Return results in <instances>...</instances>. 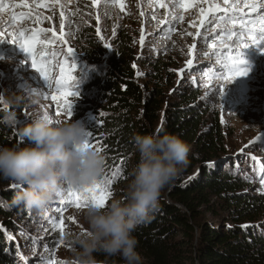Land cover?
Masks as SVG:
<instances>
[{
	"label": "trees",
	"instance_id": "obj_1",
	"mask_svg": "<svg viewBox=\"0 0 264 264\" xmlns=\"http://www.w3.org/2000/svg\"><path fill=\"white\" fill-rule=\"evenodd\" d=\"M79 36L86 65L76 72L73 84L86 106L75 116L92 109L94 117L85 125L94 138L92 147L106 146L105 174L112 177L119 172L120 181L129 177L138 160L133 145L137 133H176L191 146L183 173L164 189L151 221L137 229L146 264H264V192L256 188L259 175L247 153L234 156L226 151L225 127L212 101L191 80L166 91L164 81L172 79L169 61L160 54L138 53L125 28H117L110 44L93 24L84 25ZM139 64L151 68L153 87L139 77ZM191 73L185 77L193 79ZM6 114L0 102V146L22 139L17 124L5 122ZM257 154L264 168V153ZM15 190L0 179V264H38L45 254L27 258V244L35 237L33 242L48 251L50 242L33 234L19 245L13 236L15 218L43 222L56 215L58 202L44 209L14 206L10 202ZM217 208L227 213L221 223L206 216ZM110 260L122 264L119 257Z\"/></svg>",
	"mask_w": 264,
	"mask_h": 264
},
{
	"label": "rangeland",
	"instance_id": "obj_2",
	"mask_svg": "<svg viewBox=\"0 0 264 264\" xmlns=\"http://www.w3.org/2000/svg\"><path fill=\"white\" fill-rule=\"evenodd\" d=\"M38 2L39 0H3V7H0V31L8 37L0 41V102L7 113L17 111L19 119L16 124L19 132L23 125L33 118V109L30 106L17 109L8 104L7 100L10 95L26 89L37 95L41 110H47L54 120L61 122L71 119L82 120L86 124L94 117L92 109L85 110L81 116H75L81 113L86 106L83 104L86 101L85 97L79 90L74 89L73 84L76 72L86 65V56L80 50L82 42L79 36L80 30L86 24H93L101 39L110 44L109 40L114 36L117 28L122 27L130 31L138 53L160 54L166 61H169L172 79L164 81L166 91H170L172 87L181 82L186 83L191 80L200 89L201 94L212 101L225 127L226 151L234 156L247 153V157H251L253 170L259 175V187L256 188L264 192V184L261 182L264 180V168L260 163L261 156L257 154L259 151L264 153V52L256 46L244 49V58L251 65L248 75L237 77L233 81H222L220 61L223 57H220L219 53L212 54L214 50L211 48V43L223 28V25L220 28L216 25L218 18L224 16L225 13H211L210 17L205 20L200 15L199 7L193 5L185 9L179 6V0H163L165 7H160L156 0H122L123 8L119 4H114L112 0H100L98 6H94L92 0H58V2L57 0H44V6L36 7ZM196 2L205 8L210 3L223 6V0H207V2L196 0ZM236 2L242 3V0H236ZM62 11L63 17H61ZM247 11L249 10L241 7L235 15L239 18L245 16ZM28 13L31 15H27ZM181 15L183 20L179 19ZM227 15L232 16L233 13ZM49 16L52 17L51 20L47 19ZM97 16L100 17L99 20ZM61 24L64 25L63 28ZM40 28L52 29L56 33L54 36L49 31L37 32L40 43H37L33 49L38 63L47 60L46 67L51 77L49 81H46L32 67V57L24 51L20 43L12 42L11 34L23 33L24 37L28 38L33 31ZM197 31L202 34L201 37L195 36ZM62 34L68 41L67 44L58 39ZM141 36L144 37L143 44L140 42ZM204 36L208 37L207 42ZM193 43L196 45L195 49L191 48ZM144 45L145 47L142 48ZM68 47L74 49L73 59L67 54ZM204 53H209V55H204ZM225 55H227L226 52ZM189 59L193 60L191 69L187 65ZM61 67L64 68L63 80L67 82L66 90L79 93V95L68 97V102L73 105V115L70 118L63 107V102L51 99L52 95L57 94L55 81L61 79ZM181 69H184L183 73ZM188 71L192 72L193 79L185 77ZM138 72L146 85L149 87L155 85L150 67L139 64ZM69 76L72 77L71 80L68 79ZM221 83H223L224 91L222 98L218 91ZM64 90V88L61 89V91ZM45 93L48 98H45ZM95 103L91 102V105L98 108L99 106ZM57 105H60L59 116L55 115ZM241 149L244 151L241 152ZM262 156L264 158V154ZM106 178L111 179L112 177L103 173L100 181ZM120 178V173H116L113 184L109 185L113 193L110 199L125 195L129 177L122 178L121 181ZM64 188L67 189V185ZM55 200L58 202L54 206L56 215H50L43 222L40 218L37 220L35 218L36 221L15 218L17 227L13 231V236L14 240L20 243L19 245L26 243L33 234L43 236L50 242L48 251H42L40 245L33 242L35 237H32L31 242L27 244L28 254H24L26 257L29 254L33 256L39 253L45 254L44 257L38 258V264L42 258L51 260L54 264H60V262L71 264V245L66 243V240L71 234L79 233L84 228L83 211L85 207L83 205L77 208L75 202H70L74 201V197L66 190ZM65 202L68 203L65 204ZM226 214L225 211L217 208L216 213L208 212L206 216L215 223H221L225 220L223 216ZM61 219L64 222L63 229L59 227ZM97 259L99 264H110L111 262L110 258L104 255L97 256ZM143 260L146 264L144 257ZM27 264L30 263L27 261Z\"/></svg>",
	"mask_w": 264,
	"mask_h": 264
},
{
	"label": "clouds",
	"instance_id": "obj_3",
	"mask_svg": "<svg viewBox=\"0 0 264 264\" xmlns=\"http://www.w3.org/2000/svg\"><path fill=\"white\" fill-rule=\"evenodd\" d=\"M7 103L33 109V118L20 130V142L0 146V179L16 185L11 205L44 209L65 185L86 189L100 181L106 157L88 145L89 130L82 120L55 123L28 89L10 95ZM18 119L17 111L4 117L9 125ZM133 145L138 160L125 195L103 207L89 203L84 209L83 231L66 240L71 264H99L98 254L119 257L122 264H144L137 229L151 221L162 192L183 173L191 146L179 134L162 130L135 134Z\"/></svg>",
	"mask_w": 264,
	"mask_h": 264
},
{
	"label": "snow or ice",
	"instance_id": "obj_4",
	"mask_svg": "<svg viewBox=\"0 0 264 264\" xmlns=\"http://www.w3.org/2000/svg\"><path fill=\"white\" fill-rule=\"evenodd\" d=\"M112 2L114 4H119L120 7L123 8L122 0H112ZM205 2H207V0H205ZM92 3L94 6H98L100 0H92ZM156 3L159 4L160 7L166 6L163 3V0H156ZM193 5L199 7L200 15L205 18L209 13H219V12L225 13L224 16H220L218 18V23L216 25L217 28H220L221 25H223V28L219 33L216 34L215 39L211 43V48L214 50L212 54L215 55L216 53H219L220 57H223V59L220 61L221 63L220 79H222V81L224 82H227V81H233L237 77L247 76L251 70V65L244 58L243 50L250 46H256L262 52H264V0H242V3H237L236 0H223V7H221V5L218 3H210L207 8L203 7L200 4H197L196 0H179V6L185 9H187L188 7H192ZM42 6H44V0H39L36 7H42ZM0 7H3V0H0ZM241 7H244L249 11L245 12V16H241L237 18L235 13H238L241 10ZM228 13H233V15L228 16L227 15ZM27 15H31V13H28ZM141 15H143V13H141ZM63 16L64 13L62 11L61 17ZM245 17H250V18L246 19ZM99 18L100 17L97 16L98 20ZM47 19L51 20L52 17L49 16L47 17ZM179 19L183 20V16L182 15L179 16ZM201 23L203 24V20L201 21ZM209 23L211 22L209 21ZM61 27L63 28L64 25L61 24ZM45 31L52 32L54 36L56 35V33L52 29H44V28H40L38 30L33 31L32 35L28 38H25L23 33H18V34L14 33L11 35L13 37L12 42L14 43L19 42L21 47L24 49V51H26L31 55L32 67L46 81H49L51 77H50V71L46 67L47 60H45L43 63H38L33 52L34 46L37 43H40L37 32L43 33ZM188 34L192 35V33H188ZM195 36L201 37L202 34L199 31H197L195 33ZM203 38L207 42L208 37L204 36ZM5 39H8V37H5L3 31H0V41H3ZM58 39L62 40L63 43L65 44L68 43V41L64 38L63 34L60 35ZM140 42L141 44L144 43L143 36L140 37ZM191 48L192 49L196 48L195 43L191 45ZM225 52L227 53V55H225ZM67 54L71 59H73L75 56L74 49L68 47ZM204 55H209V53H204ZM187 65L189 69H191L193 66V60L189 59L187 61ZM180 71L181 73H183L184 69H181ZM60 72H61V79L55 81L57 87V94L52 95L51 99L54 101L55 100L62 101L63 107L66 110L68 117L70 118L73 115V105L68 102V97L70 95H79V93L78 92L72 93L66 90L67 82L63 80V73H64L63 67H61ZM68 79L71 80L72 77L69 76ZM62 88H64L65 90L61 91ZM218 91L220 92L222 98L224 93L223 83H221ZM45 98H48L46 93H45ZM59 107L60 105H57V110L55 111L56 116L60 115ZM45 112L49 114L47 110H45ZM50 116L52 117V115ZM54 122L60 123L61 121L54 120ZM93 140H94L93 135L91 132H89L88 133L89 146H92ZM105 147L106 146H101L98 147L97 149L100 151H104ZM245 147H247V145ZM243 151L244 149H241V152ZM115 178H116V174H113L111 179L106 178L103 181H98L96 184L89 186L86 189H78L71 185H67V189L65 188L62 189V194L66 190L72 197H74V201H70V202H75L77 208H80L82 205L83 207L86 208L89 203H94L99 207H103L104 205L107 204V201L110 199V197L113 194L109 188V185L113 184ZM261 182L262 184H264V180H262ZM13 187L16 188V185H13ZM67 203L68 202H65V204ZM59 227L61 229H63L64 227V222L62 219L60 220ZM40 264H54V262L42 258ZM60 264H64V262H60Z\"/></svg>",
	"mask_w": 264,
	"mask_h": 264
}]
</instances>
